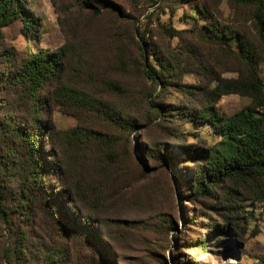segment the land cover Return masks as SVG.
I'll list each match as a JSON object with an SVG mask.
<instances>
[{"label":"rangeland","instance_id":"obj_1","mask_svg":"<svg viewBox=\"0 0 264 264\" xmlns=\"http://www.w3.org/2000/svg\"><path fill=\"white\" fill-rule=\"evenodd\" d=\"M23 1L37 26L27 31L19 18L4 25L2 44L12 48L17 60L40 49L55 52L67 45L59 96L44 107L42 120L45 133L55 138L76 125L100 134L92 147L93 166H75L79 179H86L79 209L91 216L96 230L91 232L98 242L106 243L108 261L264 264V200L249 197L252 191L247 190L239 208L240 225L223 231L224 218L230 213L216 210L219 205L214 199L211 202L216 206L208 205L207 197L197 194L194 187L195 167L205 161L200 149L210 147L217 137L195 112L185 115L187 105L199 109L211 102L212 77L236 76L233 71H221V64L230 59L222 56L225 49L202 37L208 33L210 18L258 46L252 9L228 0H158L157 4L112 0L119 8L114 11L100 9L95 0ZM169 29L173 35L166 34ZM146 43L151 50L163 51L157 59L147 55L149 64L161 72L158 78L151 79L145 72L148 65L144 66L140 47ZM230 44L238 49L234 42ZM230 64L234 65L233 60ZM259 70L264 81V59ZM176 84L185 85L183 91ZM69 89L77 91L78 98L88 93L100 96L106 108H116L120 117L114 122L103 112H89L78 103L75 92L66 95ZM249 101L247 96L230 93L213 104L223 115H230ZM13 105L16 108L10 115L17 123L20 105L16 101ZM156 108L161 110L159 116ZM127 118L135 120L131 130L125 126ZM108 152L116 156L115 163L108 160ZM102 218L108 221L101 226L98 220ZM216 226L222 229L217 228L205 246L198 247L194 241L205 239ZM8 235L0 219V254ZM98 245L105 250L103 244ZM94 263L98 255L89 249L78 251L76 257L70 253L65 261Z\"/></svg>","mask_w":264,"mask_h":264},{"label":"trees","instance_id":"obj_2","mask_svg":"<svg viewBox=\"0 0 264 264\" xmlns=\"http://www.w3.org/2000/svg\"><path fill=\"white\" fill-rule=\"evenodd\" d=\"M95 1L100 9L119 10L112 0ZM228 1L252 9L258 46L220 21L210 22V18L208 33L202 37L225 49L222 56L230 59L226 65L221 64V71H233L236 76L212 77L215 85L208 91L211 102L199 109L187 105L189 113L185 114L189 117L195 112L196 118L207 123L217 137L210 147L200 149L205 161L202 166L195 167L194 187L197 194L207 197L208 205L216 206L211 202L214 199L219 205L216 210L225 209L230 213L224 218L223 231H233L240 225L239 208L247 198V190L252 191L249 197L264 200V81L259 70L264 59V0ZM157 2L150 0V4ZM27 13L29 10L23 0H0V219L10 234L0 254V264H14L13 260L22 259L39 261L38 264H65L70 253L76 257L82 249L98 255L96 264H111L107 259L106 243L98 242L91 232L95 230L91 216L79 209L86 179H79L75 166L78 163L93 166L92 147L100 134L76 125L55 138L45 133L42 120L44 107L53 96L56 99L59 96L60 74L64 57L69 52L67 45L55 52L40 49L17 60L12 48L2 44L4 25L19 18L27 31L37 26V19ZM170 31L166 34L173 35ZM141 39L146 38L142 36ZM230 42L238 49H232ZM140 50L142 60L146 59L144 66L148 65L147 76L158 78L161 72L149 64L147 55L157 59L163 51L151 50L147 43L145 48L141 45ZM176 85L180 92L183 91L185 85ZM108 86L112 85L108 83ZM73 92L78 103L89 112H103L114 122L120 117L116 108H106L100 96L88 93L78 98V92L73 89L67 90L66 95L70 97ZM230 93L247 96L250 101L238 111L223 115L213 102ZM13 101L20 105L17 123L10 115L16 108ZM155 111L159 116L157 111L161 110L156 108ZM134 125L135 120H125L130 130ZM108 160L115 163L116 156L108 152ZM86 197L90 199L89 193ZM104 201L105 198L102 205ZM105 219L98 220L101 226ZM217 228L221 227L216 226L211 233L208 231L205 239L195 240L196 245L203 248ZM98 243L103 244L106 251ZM261 260L264 262V257Z\"/></svg>","mask_w":264,"mask_h":264}]
</instances>
